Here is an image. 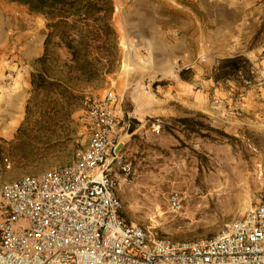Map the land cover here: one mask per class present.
Masks as SVG:
<instances>
[{"label": "crops", "instance_id": "crops-1", "mask_svg": "<svg viewBox=\"0 0 264 264\" xmlns=\"http://www.w3.org/2000/svg\"><path fill=\"white\" fill-rule=\"evenodd\" d=\"M113 2L119 46L131 50L126 56L139 64L140 78L148 73L159 81L172 73L169 83L153 87V96L132 97L139 116L195 117L228 136L259 137L264 170V0ZM45 23L24 6L0 0V140H13L23 122L34 62L44 51ZM237 57L249 65L253 86L214 78L221 61ZM182 70L188 80L181 79ZM160 92L166 96H157ZM118 110L120 115V99Z\"/></svg>", "mask_w": 264, "mask_h": 264}, {"label": "built area", "instance_id": "built-area-1", "mask_svg": "<svg viewBox=\"0 0 264 264\" xmlns=\"http://www.w3.org/2000/svg\"><path fill=\"white\" fill-rule=\"evenodd\" d=\"M83 106L88 142L71 163L0 184V264H264V194L209 239L177 241L127 222L119 187L134 171L128 139L138 128L160 134L164 122L122 121L113 91ZM169 205L180 209L177 193Z\"/></svg>", "mask_w": 264, "mask_h": 264}, {"label": "rangeland", "instance_id": "rangeland-1", "mask_svg": "<svg viewBox=\"0 0 264 264\" xmlns=\"http://www.w3.org/2000/svg\"><path fill=\"white\" fill-rule=\"evenodd\" d=\"M119 47L117 72L101 87L85 89L68 116L55 113L46 119L48 116H44L43 111L50 98L35 95L30 88L29 110L25 111L21 125L28 134H33L37 127H48L50 150L36 162L18 165L9 153L15 137L9 142L0 140V184L71 163L88 142L83 106L87 98H99L113 91L121 102L122 121L128 115L143 120L136 106L131 105L132 97L153 96V87L169 83L166 79H171L172 73L159 76L162 78L159 81L148 73L147 78L141 79L143 71L139 64L126 56L131 50ZM60 54L65 58L63 51ZM156 95L166 96L162 92ZM159 118L164 122L160 134L149 131L139 135L137 132L128 139L126 154L134 171L129 178L120 180L122 215L127 222L149 226L151 231L173 240L209 239L218 234L226 222L242 217L264 194V176H259L263 165L257 146L261 138H236L234 141L204 129L202 133H208L212 139L201 138L186 134L177 121ZM192 119L210 126L201 119ZM174 193L180 197L179 210L169 205V197Z\"/></svg>", "mask_w": 264, "mask_h": 264}, {"label": "trees", "instance_id": "trees-1", "mask_svg": "<svg viewBox=\"0 0 264 264\" xmlns=\"http://www.w3.org/2000/svg\"><path fill=\"white\" fill-rule=\"evenodd\" d=\"M24 6L30 14L43 16L47 30L43 54L34 62L37 69L31 74L32 93L49 97L46 119L55 113L67 116L74 102L80 100L85 89L101 87L117 72L120 60L118 35L112 26L113 0H5ZM65 53L62 58L60 52ZM185 70L182 80H188ZM242 78L251 81L247 62L237 57L223 60L218 65L214 78ZM29 110V103L25 111ZM186 134L212 139L203 129L236 141L208 125L183 118L177 120ZM37 127L28 134L23 125L11 142L10 155L18 165L38 161L50 150L48 127ZM2 149L0 148V157Z\"/></svg>", "mask_w": 264, "mask_h": 264}]
</instances>
